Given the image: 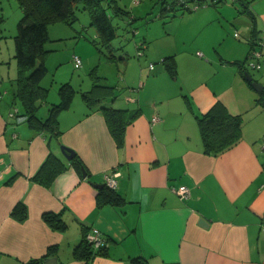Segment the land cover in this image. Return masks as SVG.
I'll list each match as a JSON object with an SVG mask.
<instances>
[{
    "label": "crops",
    "instance_id": "1",
    "mask_svg": "<svg viewBox=\"0 0 264 264\" xmlns=\"http://www.w3.org/2000/svg\"><path fill=\"white\" fill-rule=\"evenodd\" d=\"M245 2V8L220 1L181 14L189 18L183 29L196 25L198 42L208 39L221 49L209 48L206 56L185 48L151 54L144 44L137 55L146 61L125 63L114 96L102 102L138 111L119 146L99 105L88 107L80 97L79 110L72 107L76 92L89 88L72 86L76 92L58 112L60 133L54 136L21 116L11 94L17 72L8 74L10 86L3 90L0 83V264L50 257L55 264H85L73 248L93 229L104 238L106 254L89 264H131L133 256L148 264H264V104L233 63L244 61L253 37L264 54V0ZM170 55L173 74L162 62ZM259 69L252 77L264 85V65ZM48 94L38 110L42 119L58 102L47 100ZM55 97L60 100L58 89ZM216 102L240 116L241 131L233 146L213 155L203 150L197 116ZM60 145L72 149L80 165L67 160ZM50 152L67 168L46 187L32 176ZM110 171L117 173L115 191L123 202L98 205L100 189L92 184H105ZM179 185L188 187V198L172 190ZM17 203L25 206L23 219L12 214ZM46 212L60 213L66 228L49 226Z\"/></svg>",
    "mask_w": 264,
    "mask_h": 264
},
{
    "label": "trees",
    "instance_id": "2",
    "mask_svg": "<svg viewBox=\"0 0 264 264\" xmlns=\"http://www.w3.org/2000/svg\"><path fill=\"white\" fill-rule=\"evenodd\" d=\"M161 1L164 3L168 0ZM220 1L224 0H216L211 4L217 5ZM236 1L241 5V8H245V0H234V2ZM17 2L21 8L22 16L17 22L16 34L13 36V58L16 62L17 73L11 81L12 100L20 103L23 109L21 116L25 117L32 127L57 136L60 133L57 114L61 109L70 105L76 91L69 82L61 83L58 88L60 100L49 106L48 115L44 119L38 116V110L42 102L46 100L48 91L47 87L41 85V81L47 74L45 58L49 50L45 48V44L49 40V25L62 22L71 26L77 19L76 10H86L90 16V25L94 26L96 32V37L90 42L103 52L102 48H110L111 40L116 36V27L112 24L111 18L114 15L121 17L127 15L129 19L127 22L130 23L133 17L118 5L117 0H17ZM182 7L177 0H171L167 3L165 10L174 8V10H192L188 4L185 5V9ZM109 9L112 11L110 12ZM250 42L252 49L257 42V37H253ZM140 52L142 53V51ZM247 56L243 62L233 63L237 65L244 81L252 87L244 76ZM107 57L113 58L112 55ZM162 62L173 74L175 71L173 56L164 57ZM89 75L91 86L88 90L80 92L81 97L88 107L99 105L98 109L106 121L108 130L119 146L122 144L126 126L132 122L138 111L107 107L102 104L104 100L114 96V87L106 84L103 81L104 77L97 74L95 68L91 69ZM258 101L264 104V89L260 91ZM197 123L203 150L207 153L217 155L233 146L240 139V116L228 113L220 102H216L204 114L197 116ZM72 160H77V164L80 165L76 156ZM66 168L67 166L62 160L50 152L32 176V180L49 187L58 174ZM115 188L104 184V187L97 193V204H121L123 198L115 191ZM12 214L23 219L26 215L25 206L17 203L12 209ZM42 217L49 226L56 230L61 231L66 228V223L60 213L46 212ZM53 250L50 247L48 253ZM73 254L77 258L83 259L85 264H89L94 256L106 254V245L93 247L84 234L79 243L74 246ZM129 260L131 264H148L147 259L141 256H133ZM24 264H42V258L30 259Z\"/></svg>",
    "mask_w": 264,
    "mask_h": 264
},
{
    "label": "rangeland",
    "instance_id": "3",
    "mask_svg": "<svg viewBox=\"0 0 264 264\" xmlns=\"http://www.w3.org/2000/svg\"><path fill=\"white\" fill-rule=\"evenodd\" d=\"M169 1L171 0L164 3L161 0H117L118 5L128 11L133 19L128 23L127 15L123 17L114 15L111 18L112 24L116 27V36L111 40L110 48H102L103 52L90 42L96 36V32L94 26L90 25V16L86 10H76L77 19L72 26L61 22L50 24V31L56 30L50 32V39L46 42L45 48H51L53 51H49L46 55L45 65L48 71L41 81V85L47 87L49 91L47 100L50 102L59 101L57 97H55V101H52V98L63 82L70 81L75 89L90 88L89 74L93 68L97 74L104 77L103 81L114 86L116 91V84L121 78V70L123 68L125 70V63L135 64L136 61L138 63L146 61L144 60L146 57L137 55L138 51L143 53L145 45L149 47L151 54L185 48L193 54H196L198 50L206 56L205 50L209 48L210 51L221 49L208 39L198 42L196 37L199 35V31L196 25L186 30L182 28L185 24L189 25V18L180 19L181 14L187 15L196 10L190 12L174 10L177 8L176 6L174 9L165 10ZM224 2L234 7L241 6L237 1L224 0ZM109 11L112 10L109 9ZM21 16L22 11L17 0H0V77L2 76L0 83L3 90L10 86L8 74L12 71L13 73L17 72L16 62L13 58V36L16 34L17 22ZM144 39L145 43L142 42ZM183 41L186 42L185 45H182ZM140 42H142V46L137 49L135 44ZM72 55H78L81 58L82 65L80 67L71 64ZM109 55H112L113 58H108ZM3 61H9L8 67L1 64ZM158 63H160L159 60L156 61V65ZM246 70L254 78H257L258 72L261 71V69H253L250 66H247ZM0 93L4 95L2 90ZM74 97L76 100L72 107L78 109L76 101L81 97L80 92H76ZM42 114L45 115L46 110H43Z\"/></svg>",
    "mask_w": 264,
    "mask_h": 264
},
{
    "label": "built area",
    "instance_id": "4",
    "mask_svg": "<svg viewBox=\"0 0 264 264\" xmlns=\"http://www.w3.org/2000/svg\"><path fill=\"white\" fill-rule=\"evenodd\" d=\"M216 0H177L178 4L182 5H189V8L191 7L192 10L196 9L198 6L203 4H211L214 3ZM234 2V0H230ZM185 5H183V9H185ZM188 8V9H189ZM236 36L238 35L237 32L234 33ZM258 43L260 41H257ZM256 42L255 45L258 43ZM253 46V48L249 51L247 59H246V65L250 66L253 69H259L262 65H264V54H261V52L256 49V46ZM138 54H141L139 52ZM200 54V53H198ZM72 62L75 67H80L82 65V60L78 55H72ZM153 65L150 64V68H152ZM17 110L15 109L11 115L15 114ZM158 117L153 116L152 121H157ZM116 172L110 171L104 174V182L107 186L115 188L116 187ZM172 190L179 195L181 199H186L189 197V189L185 185H179L178 187H172ZM86 239L89 243L92 244L93 247H99L103 244H105L104 238L100 234L99 230L93 229L90 233L86 235Z\"/></svg>",
    "mask_w": 264,
    "mask_h": 264
},
{
    "label": "water",
    "instance_id": "5",
    "mask_svg": "<svg viewBox=\"0 0 264 264\" xmlns=\"http://www.w3.org/2000/svg\"><path fill=\"white\" fill-rule=\"evenodd\" d=\"M244 76H245L246 80L251 83V86L257 92H260L262 89H264V85H262L260 82H258L256 80H254L252 75L248 71H244ZM60 151H61L62 155L67 160H72V158L75 156V152L72 149H70L69 147H66L64 145H60ZM81 171H82L83 176L85 177L86 171L83 167L81 168ZM92 185H93V187L98 188V189H102L104 187V184H102V183H93ZM54 262H56V258L50 257V258L45 259L42 264H55ZM56 264H58V263H56Z\"/></svg>",
    "mask_w": 264,
    "mask_h": 264
}]
</instances>
